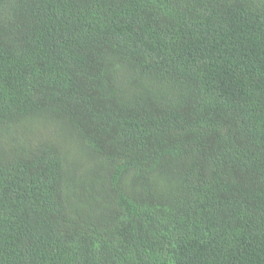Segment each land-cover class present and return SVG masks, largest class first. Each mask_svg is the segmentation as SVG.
<instances>
[{"label":"trees","instance_id":"1","mask_svg":"<svg viewBox=\"0 0 264 264\" xmlns=\"http://www.w3.org/2000/svg\"><path fill=\"white\" fill-rule=\"evenodd\" d=\"M0 264H264V0H0Z\"/></svg>","mask_w":264,"mask_h":264}]
</instances>
